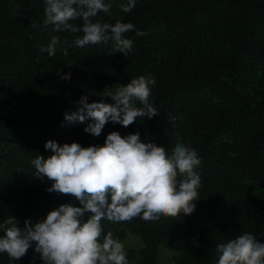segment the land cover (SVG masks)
I'll return each mask as SVG.
<instances>
[{
  "label": "trees",
  "instance_id": "1",
  "mask_svg": "<svg viewBox=\"0 0 264 264\" xmlns=\"http://www.w3.org/2000/svg\"><path fill=\"white\" fill-rule=\"evenodd\" d=\"M104 2L109 12L94 21L135 25L125 34L133 41L127 57L110 40L80 48L83 33L45 28L43 0H0V222L14 216L23 227L62 204L81 206L49 193L52 182L35 175L31 161L51 155L47 141L103 146L113 131L139 132L169 156L177 143L195 149L201 186L191 215L101 221L105 235L136 239L124 242L129 264H218L217 245L245 232L264 243V0H136L129 13L122 11L128 0ZM52 36L60 44L50 57L40 49ZM69 72L70 80L60 78ZM148 74L159 110L152 119L128 127L109 121L99 137L84 131L91 121L65 119L82 97L112 103L106 91ZM0 264L44 262L33 246L17 261L0 253Z\"/></svg>",
  "mask_w": 264,
  "mask_h": 264
},
{
  "label": "clouds",
  "instance_id": "2",
  "mask_svg": "<svg viewBox=\"0 0 264 264\" xmlns=\"http://www.w3.org/2000/svg\"><path fill=\"white\" fill-rule=\"evenodd\" d=\"M43 2L44 27L52 25L54 32L83 33L75 40L77 47L110 40L113 51L125 57L132 51L133 41L125 34L135 30L134 24L94 21L99 12H109L104 0ZM135 3L128 0L122 11L131 12ZM78 19L82 25L72 23ZM136 35L143 33L136 31ZM59 44V36H52L40 51L55 56ZM64 54H68L67 49ZM60 78L70 80L71 73ZM155 84L151 74L133 78L126 86L104 93L112 103H89L84 96L78 101V110L65 113V119L70 123L91 121L84 131L95 137L109 121L128 127L138 118L152 119L159 115L150 102V86ZM135 101L141 106L137 107ZM44 147L51 155H39L31 161L35 175L52 182L49 193L71 196L81 206L62 204L35 225L29 219L21 227L14 216L0 222V253H7L10 261L20 260L34 246L44 264H129L124 243L111 231L104 234L102 220L120 223L139 217L157 221L161 217L191 215L196 208L201 176L195 169L201 162L191 146L177 143L169 156L165 147L142 141L139 132L122 137L113 131L103 146L82 147L76 142L61 146L49 140ZM89 212L92 215L85 222L82 218ZM216 250L218 264H264V243L248 232L218 244Z\"/></svg>",
  "mask_w": 264,
  "mask_h": 264
},
{
  "label": "rangeland",
  "instance_id": "3",
  "mask_svg": "<svg viewBox=\"0 0 264 264\" xmlns=\"http://www.w3.org/2000/svg\"><path fill=\"white\" fill-rule=\"evenodd\" d=\"M55 210V209H54ZM40 216V215H39ZM38 215L35 217V219L33 220V222H32V224L33 225H35L37 222H42L43 220H37V218L39 217ZM44 219H46V217L44 218ZM136 238V237H135ZM127 241V242H126ZM121 242H126V246L127 247H130V246H132V245H135V243H137V241H136V239H133V238H131V239H127V240H123V241H121ZM161 247H163V246H161ZM164 247H166V246H164ZM160 250H161V248H160ZM161 260V263L162 264H170V261H169V258H165V259H163V258H161L160 259Z\"/></svg>",
  "mask_w": 264,
  "mask_h": 264
}]
</instances>
